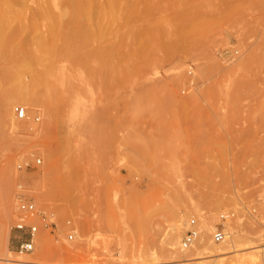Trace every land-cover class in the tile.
<instances>
[{
  "label": "rangeland",
  "instance_id": "1",
  "mask_svg": "<svg viewBox=\"0 0 264 264\" xmlns=\"http://www.w3.org/2000/svg\"><path fill=\"white\" fill-rule=\"evenodd\" d=\"M50 1L67 8L13 1L15 49L0 57V264H264V0H118L89 45L114 43L97 70L62 41L57 55L41 47ZM20 51L35 54L21 68ZM18 85L35 96L18 97L8 115L2 103ZM21 196L54 222L24 253ZM229 212L240 250L162 252L176 221L182 241L192 218L213 220V241Z\"/></svg>",
  "mask_w": 264,
  "mask_h": 264
},
{
  "label": "bare ground",
  "instance_id": "2",
  "mask_svg": "<svg viewBox=\"0 0 264 264\" xmlns=\"http://www.w3.org/2000/svg\"><path fill=\"white\" fill-rule=\"evenodd\" d=\"M13 1L14 0H0V2L2 3V8L0 10V57L3 56L7 57L6 54L8 53V51L15 49V47L12 46L11 43L17 34L14 33L15 31L13 32L9 28L11 27V20H13L14 17L20 18L22 15V11L14 8ZM117 1L118 0H108L107 6H105L106 3H104L102 0H65V6L67 8L64 9L62 12L53 11V8L56 7L55 6L56 4L54 2L50 1L47 3H42L41 8L48 15L50 19V24L47 32L48 38L45 39V36L43 34L39 35V40L42 45L41 47H43L45 50L50 52V54L57 55L58 49L60 47L58 41H62L63 42L62 44L64 46H68L71 49L70 53L73 57L76 58L75 59L76 61L84 62L85 60H87L91 63L92 69L97 70L99 68L101 61H104L103 59H108L105 57H108V55L113 51L112 47L114 43L108 44L105 47L97 46L94 48H89V45L90 43L98 42L100 38H102L103 34H105L104 27L102 26L103 20L105 18H108V20L116 19V14H117L116 9H118ZM119 10L122 11L121 9ZM125 11L128 10L125 9ZM64 14H69V17L71 18L70 22L67 25H64V20H63ZM92 18H95V23H94L95 26L81 25L82 21L89 22ZM21 26L24 28L26 27V25H21ZM48 40L56 41V45L46 46L45 42H48ZM34 55L35 54L32 51H28L26 52V54L20 51V52H16V55H14L15 58L14 60L17 63V65L21 68L28 63L29 59H33ZM51 66L52 63L49 61L46 68V73L49 72L50 69H52ZM21 73H22V69H18L17 74L20 75ZM26 95L35 96L34 89L25 87L24 85L23 86L18 85L14 88V90L9 92L6 100L3 101L2 103L3 107L8 111V115H10V111L12 110L13 104L19 101L18 97L26 96ZM12 119H13V115H12ZM11 125L13 127L17 126L15 118L11 121ZM229 219H227L225 223ZM228 224H230L231 231L234 234L233 239L231 238V241H229L228 238L230 237V232L226 227V230L228 232V236L226 237V239L223 241L215 242L212 235V239L214 241L213 242L211 241L210 236L208 235V233L211 231L213 220L212 223L203 222L202 225H201V221L198 222L196 227L198 228L200 234L196 242L190 248L185 249L182 247L183 246L182 241H180L181 238L179 234V225L181 224L177 223L176 221V223L171 225L167 233H165L166 234V236L164 237L165 241L160 244V248L162 249V252L167 256L181 257L183 255L179 251V247H180L182 248V251H186L185 252L186 255L184 257L185 260H193L208 256L210 257L215 255L217 256L222 255L224 253H227V250L232 246L235 247V250H240L241 248L240 249L237 248L240 245L239 243L240 235L238 233V230L236 229L234 224L230 222H228ZM250 246L252 247V245ZM253 256L255 259L256 255L253 254ZM249 257L252 258V255L250 254ZM1 259H5L8 263L9 262L12 263L13 261L12 258L2 257Z\"/></svg>",
  "mask_w": 264,
  "mask_h": 264
},
{
  "label": "built area",
  "instance_id": "3",
  "mask_svg": "<svg viewBox=\"0 0 264 264\" xmlns=\"http://www.w3.org/2000/svg\"><path fill=\"white\" fill-rule=\"evenodd\" d=\"M17 116L25 118L27 116V108L25 106L18 105L15 107ZM38 163H41V158L37 159ZM28 166V164H27ZM18 220L14 225L15 230L18 232L16 237L17 250L21 253L30 252L34 250L37 235L42 227L50 228L54 226V222L50 221L48 216L42 212L36 205L35 201L31 197L21 196L18 204ZM231 215L229 213H222V222L218 223L212 233L215 242L223 241L228 236L225 222ZM191 227L187 230L182 239V247L190 248L197 240L200 232L197 225L196 218H192L190 221ZM73 234L69 235V238H73Z\"/></svg>",
  "mask_w": 264,
  "mask_h": 264
}]
</instances>
